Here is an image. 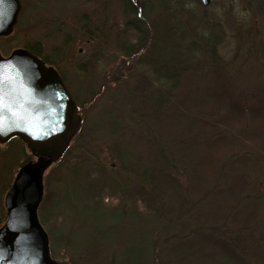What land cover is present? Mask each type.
<instances>
[{
  "label": "rangeland",
  "instance_id": "1",
  "mask_svg": "<svg viewBox=\"0 0 264 264\" xmlns=\"http://www.w3.org/2000/svg\"><path fill=\"white\" fill-rule=\"evenodd\" d=\"M19 1L21 9L12 34L0 38L1 54L40 44L47 66L77 102L80 118L79 131L59 165L43 175L38 216L55 258L66 264H123L126 258L142 264L150 261L155 248L153 263H176L159 242L167 228L157 225L155 216L145 218L147 226L138 221L154 212L130 196L142 184V176L150 180L149 172L142 169L155 163L153 159L158 158L161 147L176 166L173 174L187 199L183 220H189L191 227L211 226L216 236L225 240L238 238L248 255L264 254V114L261 118L253 116L255 111L250 112L260 106L257 113H264V3L211 0L206 8L189 3L193 18L169 6L170 0H149L154 6L145 10L149 37L141 34L144 39L136 41L139 37L126 26L129 17L123 12L121 0ZM166 14L174 18L168 28L172 35L182 28L197 39L198 34L192 31L204 27L209 28L207 33L211 29L219 33L217 63L222 68L221 81L229 84L235 103L242 107L241 115L229 121L220 119L219 133L212 129L206 135L212 140L224 136L212 152L215 163L208 180L213 185L211 192L225 193L227 189L230 200L237 199L235 208L225 212L226 220L221 219V211L231 202L225 208V201L222 206L215 194V209L212 205L211 210L210 194L204 197L197 189L194 162L201 154L187 158L180 148L182 143H192L202 135L203 128L196 119L212 120L225 114L226 109L221 106L216 114H205L192 106L193 98L198 96L196 88L208 84L210 76L209 65H196L197 58H192L186 64L191 67L174 78L175 88L164 80L155 81L149 63L157 57L150 49L156 40H165ZM145 38L144 47H140ZM131 46L140 47L132 57L127 54ZM144 78L149 80L148 91L137 92L134 87ZM164 94L168 101H158L156 97ZM149 98L160 118L151 117L153 109L146 107ZM214 102L208 100L203 108L207 111ZM187 105L188 112L183 109ZM27 156L35 160L16 140L0 144V227L6 218L5 194ZM255 159L260 161L259 168L254 165ZM4 185L8 186L4 189ZM92 186L95 191L88 197L87 190ZM70 196L74 205L67 203ZM94 201L103 214L86 208ZM163 201L167 200L158 201L155 208L161 209ZM135 222L142 224L137 226Z\"/></svg>",
  "mask_w": 264,
  "mask_h": 264
},
{
  "label": "trees",
  "instance_id": "2",
  "mask_svg": "<svg viewBox=\"0 0 264 264\" xmlns=\"http://www.w3.org/2000/svg\"><path fill=\"white\" fill-rule=\"evenodd\" d=\"M170 1L171 3L169 6L176 7L175 9H180L184 12L186 11L192 16L195 13H193V9L188 8L187 5L190 3L200 7V3L196 0ZM259 1L264 3V0ZM121 2L124 14L129 17L126 20V26L129 28L130 32L137 34L139 38L136 41H142L144 39V36H142L141 34H145V36L147 37L150 33V30H148L147 26H145V23L149 22L147 21L149 17L146 14L145 10H147L148 8L149 10H151L154 6L150 3L149 0H141L139 2H137L136 0H121ZM165 17L166 18L163 19V35H165V40H162L161 42L156 40V42L151 44L152 47L150 49V51L153 52V56L157 57V59L155 58V60L153 58L151 64L149 63L151 69L153 68L152 73H154L153 76L155 77V81L159 83L161 80H164V82L166 81L170 83V88H175L177 81H175L174 78H178L179 73L187 71L188 68L191 67L189 65L187 67L186 64L190 63V60L192 58H197L199 60L196 61V65H204V63L206 65H209L207 72L208 74H210V76L207 81L209 82L208 84L205 83L204 87L196 88L198 96H195L193 98L195 104H192V106L198 109V112L205 114H216V111L219 110L221 106L226 109L225 114L220 117L216 116L212 120L202 119L201 121H199L198 119H196L199 123V126L203 128L202 135L198 137V139H193L194 141L192 143H182V146L180 147L184 150L187 158L193 157V155L195 154H201V157L197 158L196 162H194V168L197 170L196 177L199 178V187L197 189H199V192L201 191L200 194H203L202 196H209L210 194L211 202L209 200V204H211V210H213V208L215 207L213 203L216 192H211L213 185L210 184V178L208 180V177H210L209 175H212L210 168H213L215 163V160H213L214 157H212V152L215 148L218 147V142L222 141L224 136L212 140L209 139V137H207L206 135L211 134L212 129L216 130L219 133V130L221 129L220 125L218 124L220 122V119L229 121L231 120L230 118L232 116L241 115L242 107L235 103V96L234 94H232L229 84L223 83L221 81V78H223L221 74L222 68L217 63V59L219 57V53L217 52L219 45V33L215 32L214 30L212 31V29L207 33L209 28L204 27V29L201 28L200 31H198V28L192 31L194 34H198L197 39H193V37H191V34L187 33V30L185 31L182 28L179 29V32L177 30L176 33L172 35L168 28L174 22V18H172L171 15L167 14L165 15ZM193 18L195 17L193 16ZM145 42L146 38L145 41L142 42L139 46L144 47L143 45H145ZM140 47L136 49L135 47H132L131 51H127V54L131 57L134 56L140 49ZM26 48L34 55L42 58L44 62L47 61V58H45L44 54L42 53L40 44H38L37 42H35L33 45L26 46ZM199 57H203V59L201 60V58ZM149 86V80L147 81L146 78H144L143 80L138 81L137 85L134 88L137 92L142 93L147 92ZM157 94H159V91L157 92ZM156 98L158 101L160 100V102H165L167 100L165 94L164 96L159 95V98ZM206 100L215 101L213 104H211L210 108H207V111L205 110V108H203V105L208 106L206 105ZM146 107H151L153 109L154 114L152 111L151 117H154L155 115V117L160 118V113H157V108L155 107V105H152L150 98L149 104L146 103ZM183 109L188 112V110H190V106H183ZM259 109L260 106L255 107L250 112L255 111L253 116H261L262 118V115L264 113L258 114L257 112L259 111ZM181 114L183 115L184 113L181 112ZM204 128L206 133L204 132ZM201 138H204L205 140L202 142V140H200ZM261 138L262 135L260 136V139ZM13 140L21 143L17 138L12 139L11 141ZM198 140H200L201 142ZM202 155H204V157ZM123 159L125 158L122 157L121 160ZM30 160L31 157L27 156L22 163H28V161ZM153 160L156 164L152 162L151 166L148 169H142L144 173L149 172L147 179L149 178L150 182L146 180L145 175L142 176L140 174L142 176V184L138 186L134 191H132L133 193L130 196L144 203V208L146 210L152 209L151 212H154V214H149L148 216L144 214L141 218L137 219L138 221L140 220L141 222H144L143 225L147 226L148 224L145 218L149 217L148 219H155V217H157V225L160 223V225H163L165 229L167 228L166 233L162 231V233L160 234L162 238H160L159 242L162 243L165 252H170L169 257H171L172 261L176 262L174 264H264V254L256 253V255L254 256L248 255L241 243L238 244V238L233 237V239H230L229 237H227L228 240L220 238L216 236V230L210 228L211 226L207 228L203 227L204 225L201 226L198 224H196V227L189 226V220H183L184 216H181L182 214L186 213V211H184L183 209L187 199H185L183 192L184 190L182 189L179 180L173 174V171L176 170V166L174 165V163H172V159L166 157L162 147L161 150L158 151V158L155 157ZM259 162V160L255 159L254 165H256L257 168L261 166ZM57 165L59 164L54 165L52 169H54ZM129 166H133V163H131ZM5 186L8 185H4V189ZM190 189L194 191L192 187ZM87 191L89 197V195L91 196V193H93L95 189L92 186ZM226 191L229 190L226 189L225 193L221 192L219 194H216L217 199H221L220 201L222 202V206H224L223 201H225V208L228 205L229 201L231 202L230 206H228L226 210L221 211L223 212L221 213L222 220H226V218L223 217L225 216V212L228 211L230 213V210L235 208L234 206L237 201V199L234 198L230 200V197H228L230 193H227ZM69 195L67 194L65 198L69 197ZM70 199V202L68 201L67 203L69 205H74L72 196H70ZM164 199H166L167 201H163V203L161 202V209H156L155 206L157 205L158 201ZM86 208L93 213H96V211H101L102 214L104 213L103 210L100 209L99 205L95 203V201L91 206H88ZM139 224L141 225L142 223H136L137 226H139ZM212 230H214V234ZM151 231L155 232V229ZM154 249H152V256L150 261L146 260V262L142 264H164L163 261L155 260L153 263L152 257L154 254ZM50 251L52 252L51 248ZM51 255L53 258H55V255H53V253H51ZM113 262L114 260L112 261V263ZM107 263L110 264L109 262ZM123 264L133 263L130 258H126L124 259Z\"/></svg>",
  "mask_w": 264,
  "mask_h": 264
},
{
  "label": "water",
  "instance_id": "3",
  "mask_svg": "<svg viewBox=\"0 0 264 264\" xmlns=\"http://www.w3.org/2000/svg\"><path fill=\"white\" fill-rule=\"evenodd\" d=\"M203 7L210 0H198ZM19 0L0 2V38L12 34ZM3 106L0 143L18 137L36 160L23 164L5 194L7 219L0 228V264H63L51 258L38 221L45 171L66 151L79 125L77 105L57 73L28 50L0 52Z\"/></svg>",
  "mask_w": 264,
  "mask_h": 264
},
{
  "label": "snow or ice",
  "instance_id": "4",
  "mask_svg": "<svg viewBox=\"0 0 264 264\" xmlns=\"http://www.w3.org/2000/svg\"><path fill=\"white\" fill-rule=\"evenodd\" d=\"M0 2H3V0H0ZM5 82V78L3 75V72L0 71V107L3 106V84Z\"/></svg>",
  "mask_w": 264,
  "mask_h": 264
}]
</instances>
